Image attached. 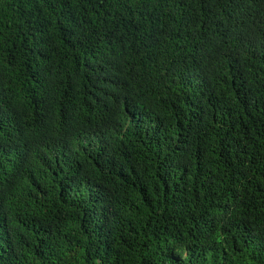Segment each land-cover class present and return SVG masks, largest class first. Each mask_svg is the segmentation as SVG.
I'll return each mask as SVG.
<instances>
[{
  "label": "trees",
  "instance_id": "trees-1",
  "mask_svg": "<svg viewBox=\"0 0 264 264\" xmlns=\"http://www.w3.org/2000/svg\"><path fill=\"white\" fill-rule=\"evenodd\" d=\"M0 264H264V0H0Z\"/></svg>",
  "mask_w": 264,
  "mask_h": 264
}]
</instances>
